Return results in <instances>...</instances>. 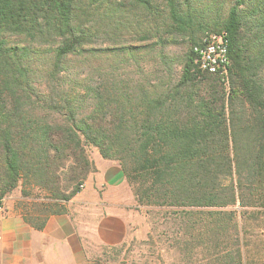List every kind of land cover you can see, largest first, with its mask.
<instances>
[{
    "label": "trees",
    "instance_id": "1",
    "mask_svg": "<svg viewBox=\"0 0 264 264\" xmlns=\"http://www.w3.org/2000/svg\"><path fill=\"white\" fill-rule=\"evenodd\" d=\"M185 1L165 0V30L132 10L157 20L153 0H0V205L20 185L41 229L95 170L92 146L118 161L137 209L172 208L207 244L252 205L242 190L264 206V0L208 20ZM203 23L226 32L227 81L193 62ZM176 34L191 44L179 61L165 51ZM133 35L144 43L98 44Z\"/></svg>",
    "mask_w": 264,
    "mask_h": 264
},
{
    "label": "rangeland",
    "instance_id": "2",
    "mask_svg": "<svg viewBox=\"0 0 264 264\" xmlns=\"http://www.w3.org/2000/svg\"><path fill=\"white\" fill-rule=\"evenodd\" d=\"M117 1L129 2V0ZM178 1L184 7L188 4L185 0ZM190 1V5L196 10H202L204 20L212 19L216 13H221L222 17H225L232 3V0ZM152 5L157 11V20L154 18L152 9L144 11L141 7L132 10L142 14V19L146 21L145 28L152 26L168 30L166 20H161L166 19L165 0H153ZM204 26L206 23L195 25L194 35L197 39L209 33H215ZM151 31L157 30L151 29ZM135 37L137 36H128L123 40L104 37L98 40V44L110 45L121 41L133 45L144 43L137 39L133 40ZM190 45L188 35L176 34L174 43L169 44L165 51L174 55L179 61L185 58ZM95 154H99L98 150L88 146L90 159ZM131 190L133 191L132 187ZM242 191L245 193L244 202L252 205H239L237 202L234 206L239 211L237 217L229 222L228 229L221 239L216 241L211 238V244L203 242L206 240L198 238L196 232L189 235L188 231H193L192 226L187 224L189 227H185L183 220L170 212L172 208H147L140 205L139 211L144 215L147 224L143 237L128 239L116 246L102 247L90 254L83 264H264V206L260 204L262 200L259 199V194L251 196V193L247 194L246 189ZM35 193L36 191H33V194ZM256 193L260 191L257 190ZM4 200L10 201L20 210L32 207L33 203L30 197L21 195L20 185L9 192ZM181 232H185L186 235L184 236ZM184 237L192 241L188 244Z\"/></svg>",
    "mask_w": 264,
    "mask_h": 264
},
{
    "label": "crops",
    "instance_id": "3",
    "mask_svg": "<svg viewBox=\"0 0 264 264\" xmlns=\"http://www.w3.org/2000/svg\"><path fill=\"white\" fill-rule=\"evenodd\" d=\"M95 170L65 203V211L47 216L41 229L27 223L8 200L0 211V264H83L102 247L141 238L144 215L117 161L91 157Z\"/></svg>",
    "mask_w": 264,
    "mask_h": 264
},
{
    "label": "built area",
    "instance_id": "4",
    "mask_svg": "<svg viewBox=\"0 0 264 264\" xmlns=\"http://www.w3.org/2000/svg\"><path fill=\"white\" fill-rule=\"evenodd\" d=\"M193 57V62L199 70L217 74L227 81L230 58L225 31L209 33L202 37L200 43L193 46ZM83 186L84 182L80 185L81 189Z\"/></svg>",
    "mask_w": 264,
    "mask_h": 264
}]
</instances>
